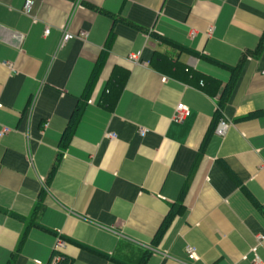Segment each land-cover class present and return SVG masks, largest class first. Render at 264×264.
I'll list each match as a JSON object with an SVG mask.
<instances>
[{
    "label": "crops",
    "instance_id": "1",
    "mask_svg": "<svg viewBox=\"0 0 264 264\" xmlns=\"http://www.w3.org/2000/svg\"><path fill=\"white\" fill-rule=\"evenodd\" d=\"M34 1L0 0V264H264V0Z\"/></svg>",
    "mask_w": 264,
    "mask_h": 264
},
{
    "label": "built area",
    "instance_id": "2",
    "mask_svg": "<svg viewBox=\"0 0 264 264\" xmlns=\"http://www.w3.org/2000/svg\"><path fill=\"white\" fill-rule=\"evenodd\" d=\"M34 4H35L34 0H26L25 5H24L25 14L32 15ZM45 33L46 34L49 33V28L46 29ZM81 36H83V34H81ZM74 37H75L74 34L65 31L64 36H63V43L67 42L68 40H70ZM139 57H140V54H131L129 56V59L135 63H140ZM188 113H189V107L183 103H180L176 107L174 119L176 121H182ZM225 129H226V122L223 121L221 123V127H219V129H218V132L220 134H223V133H225ZM7 131H9V128L5 127L2 129L0 134L2 135ZM147 131H148L147 129H143V128L140 130L141 134H145ZM107 136L109 138H115L116 134L115 133H109ZM263 239H264L263 235L258 236V241L261 242ZM63 245H64V243L61 244V246H63ZM186 251H187L188 258L190 260H197L198 259V252H197V248L195 246H188ZM60 259H61V257L59 256L57 258V261H60ZM258 259L259 258L256 257V260H258Z\"/></svg>",
    "mask_w": 264,
    "mask_h": 264
},
{
    "label": "trees",
    "instance_id": "3",
    "mask_svg": "<svg viewBox=\"0 0 264 264\" xmlns=\"http://www.w3.org/2000/svg\"><path fill=\"white\" fill-rule=\"evenodd\" d=\"M264 45V37H263V39H262V41H261V45H260V47H259V49L262 47ZM240 67L241 66H238V67H236V68H234L233 69V74H232V77H231V80L229 81V83L227 84V86L225 87V89H224V91H223V93H222V96H221V104H223L227 99H228V97H229V95H230V93H231V91H232V89H233V87H234V85H235V83H236V80L238 79V75H239V73H240ZM207 141V140H206ZM206 143V142H205ZM175 213H171L168 217H167V219L165 220V222H164V224H163V226L161 227V230H160V232H159V235L166 229V227L169 225V223H170V220H171V218L173 217V215H174ZM60 256L61 257V259H60V261H57V262H54L53 264H71V259L67 256V255H65V254H63V253H61V252H58V251H55L54 252V256ZM145 259V258H144ZM143 262H144V260H143ZM51 264V263H50Z\"/></svg>",
    "mask_w": 264,
    "mask_h": 264
}]
</instances>
